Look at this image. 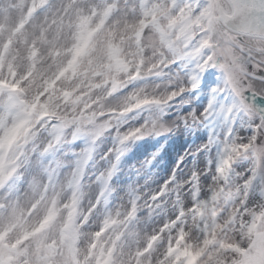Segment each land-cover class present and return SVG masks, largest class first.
I'll return each mask as SVG.
<instances>
[{
  "label": "snow or ice",
  "instance_id": "snow-or-ice-1",
  "mask_svg": "<svg viewBox=\"0 0 264 264\" xmlns=\"http://www.w3.org/2000/svg\"><path fill=\"white\" fill-rule=\"evenodd\" d=\"M0 264H264V0H0Z\"/></svg>",
  "mask_w": 264,
  "mask_h": 264
},
{
  "label": "rangeland",
  "instance_id": "rangeland-1",
  "mask_svg": "<svg viewBox=\"0 0 264 264\" xmlns=\"http://www.w3.org/2000/svg\"><path fill=\"white\" fill-rule=\"evenodd\" d=\"M174 141L175 140L169 142V144L167 145V151H166V154H165V160L161 162V167L158 170V178H163L166 175L167 166L171 165L175 154L180 152V151H182L183 148L185 147V144H184L183 140H177V142L180 143L179 148L177 149L174 146V144H173Z\"/></svg>",
  "mask_w": 264,
  "mask_h": 264
},
{
  "label": "bare ground",
  "instance_id": "bare-ground-1",
  "mask_svg": "<svg viewBox=\"0 0 264 264\" xmlns=\"http://www.w3.org/2000/svg\"><path fill=\"white\" fill-rule=\"evenodd\" d=\"M173 144H174V146H175L177 149L179 148L180 143H178L177 140H175ZM177 144H178V145H177Z\"/></svg>",
  "mask_w": 264,
  "mask_h": 264
}]
</instances>
